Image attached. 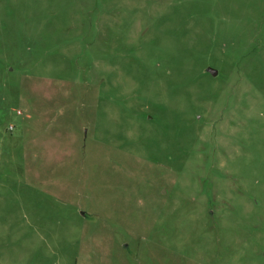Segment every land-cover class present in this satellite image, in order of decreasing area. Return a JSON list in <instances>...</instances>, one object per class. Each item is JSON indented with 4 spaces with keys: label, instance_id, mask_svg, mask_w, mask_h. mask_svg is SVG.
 <instances>
[{
    "label": "rangeland",
    "instance_id": "rangeland-1",
    "mask_svg": "<svg viewBox=\"0 0 264 264\" xmlns=\"http://www.w3.org/2000/svg\"><path fill=\"white\" fill-rule=\"evenodd\" d=\"M0 264H264V0H0Z\"/></svg>",
    "mask_w": 264,
    "mask_h": 264
},
{
    "label": "water",
    "instance_id": "water-1",
    "mask_svg": "<svg viewBox=\"0 0 264 264\" xmlns=\"http://www.w3.org/2000/svg\"><path fill=\"white\" fill-rule=\"evenodd\" d=\"M210 71H212L213 73H217V70L214 68H209Z\"/></svg>",
    "mask_w": 264,
    "mask_h": 264
}]
</instances>
